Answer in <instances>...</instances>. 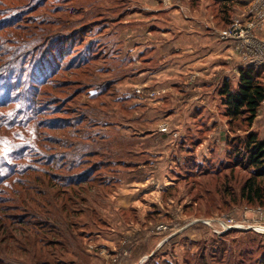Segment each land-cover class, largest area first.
I'll use <instances>...</instances> for the list:
<instances>
[{"label": "trees", "instance_id": "16d2710c", "mask_svg": "<svg viewBox=\"0 0 264 264\" xmlns=\"http://www.w3.org/2000/svg\"><path fill=\"white\" fill-rule=\"evenodd\" d=\"M0 2L2 4V0ZM95 2L88 0L86 5L79 7V11H71V16L81 17L69 18L76 21V24L71 22L74 25L70 29L62 28L61 20L55 23L56 20L51 19L50 25L60 27L45 32L48 35V49L45 52L37 50L36 56L30 55L40 58L38 63L32 64V75L36 70L40 72L39 66L43 68L45 60H48L50 77L42 81L43 86L60 73L68 76L57 82L54 89L62 94L61 104L73 107H61L60 110H53L51 115H71L75 121L74 124H65L64 118L70 117L56 116L48 122V130L53 134L48 135L47 149L37 141L31 143L33 145L29 149L22 148L32 153L41 152L33 149L37 147L45 151L42 156L19 154L17 158L0 157V170L6 169L0 173V264H89V255L79 245L80 239L92 232L91 227L101 222L93 202L112 191L121 172L136 166L138 159L135 150L129 147L125 137L119 134L118 125L114 123L117 122L115 116L121 119V124L129 116L126 101L116 96L115 82L118 76L99 78L95 83L87 80L93 77L92 64L103 63L96 71L109 72L110 66L106 60L111 55V49L117 50L109 35L121 25L120 19L125 13L127 1L118 0L111 5H98ZM211 2L216 15L220 18L227 16L228 19L231 0ZM57 12L58 9L53 13ZM94 12L98 18L93 17ZM88 14L92 17L85 19ZM32 75L28 78H32ZM32 86L35 87V84L32 83ZM72 87L75 89L71 90ZM91 89H95V92L89 94ZM70 91L71 94L68 93ZM86 92L95 101L94 105L78 102ZM218 92L229 131L239 130L238 126L250 127L264 101V65L240 67L236 85L225 79ZM21 102L31 104L32 100L25 96ZM114 106L119 108L117 113L110 110ZM29 115L33 116L32 113ZM21 121L17 126L26 131L27 126L21 124ZM235 122L236 127L233 124ZM15 126L14 121H9L5 130L10 131ZM2 127L4 125L0 124V129ZM61 129L66 130L65 135L57 137L54 131ZM201 131L203 138L208 131L207 126L204 128L201 125L198 133ZM191 137L192 133H189L186 140L188 144L192 143L187 145L189 151L185 171L180 174V180L190 186L188 193L195 192V188L197 190L193 182L197 178L200 186L210 185L212 188L215 186V190L221 189L223 206H228L230 201L264 205V138H260L254 131H247L242 138L230 139L227 135L225 154L217 167L213 168L212 158L207 160L206 165L209 166L195 171L193 162V166L187 162L198 142L191 141ZM52 144L59 145L60 151ZM104 169L108 175L101 173ZM191 173H194L193 177ZM197 199L199 197L191 203L195 204ZM184 210L190 212L192 205H185ZM254 242H246L249 249L245 252L249 254L256 250L257 263L264 264V243L256 242L254 245ZM212 250L209 257L216 261H219L217 255L225 261L226 254H231L225 247L217 248L214 245ZM66 255L72 257L68 262L65 261ZM204 258V252L200 253L199 260ZM148 264L155 263L149 261Z\"/></svg>", "mask_w": 264, "mask_h": 264}, {"label": "crops", "instance_id": "0c3cea01", "mask_svg": "<svg viewBox=\"0 0 264 264\" xmlns=\"http://www.w3.org/2000/svg\"><path fill=\"white\" fill-rule=\"evenodd\" d=\"M231 2L234 4L226 19L227 16L220 18L216 15L211 0H129L126 7L129 11L121 16L120 28L109 35L115 42L117 53L106 60L110 66L106 76H118L116 96L126 101L129 113L119 125L118 132L135 150L138 159L134 168L120 173L112 191L93 202L101 222L95 226V231H98L91 232L89 238L94 236L97 242L104 240L113 245L115 243L107 238L108 235L100 231L106 229L108 234L115 231L119 234L118 247L107 252L113 255L111 260L116 259L112 264H130L128 260L133 256L136 244H145L144 238L150 226L165 219L166 214L161 215L159 205L168 201L175 204L179 193H169L175 186H181L180 174L185 171L184 162L189 151L186 139L189 133L196 131L197 118L206 115L209 120L208 131L200 145L197 143L194 147L196 161L201 163L204 157V160L212 159L213 153L219 154L226 148V137L230 131L227 118L222 114L218 92L223 80L228 79L236 85L240 67L264 65V0ZM238 16L243 23H253V40L248 51H242L244 49L239 48L238 41L219 36ZM136 88H140L142 93L135 91ZM152 90L158 93L150 97L149 91ZM110 110L117 113L119 108L114 106ZM138 112L143 117L156 114L155 122L158 123L151 125L158 127L160 122H167L174 133L163 132L165 135H156L147 142L134 128L124 130ZM177 115L186 120L180 123L175 118ZM261 117L264 115H256L254 127L264 128ZM163 161L169 164V169L166 172L168 178L163 175L165 181L159 185V201L139 205L137 188H146L141 189L137 200H144L142 192L146 193L147 200L148 188L153 187H146L147 178H142L141 172L146 173L144 170L149 169L153 162ZM152 172L159 182L160 172ZM186 204L183 201L176 203V209L180 207L184 216H187L183 210ZM106 208L117 212L121 224L111 223L104 215ZM123 251L124 256H121ZM146 253H149L148 249Z\"/></svg>", "mask_w": 264, "mask_h": 264}, {"label": "rangeland", "instance_id": "374dc122", "mask_svg": "<svg viewBox=\"0 0 264 264\" xmlns=\"http://www.w3.org/2000/svg\"><path fill=\"white\" fill-rule=\"evenodd\" d=\"M65 1L66 0H2V4L0 2V124L4 125V127L0 129V157L4 159L10 158L11 156L17 158V155L19 154L24 156L31 155L34 157L42 156V154L44 155L45 151L38 149L37 147L33 149L40 150L41 152L32 153L27 149H29L30 145H33L31 143H34L35 141H37L40 146L45 145L46 149L48 148V135L53 134L50 130H48V122L53 121L56 116H61L63 118L70 117L64 118L66 119L64 123L74 124L75 120L71 115H51L54 113L52 112L53 110H60L61 107H73V105L61 104L63 99L62 94L58 93V89H54V87H56L57 85V82H60L62 79L68 78V76H66L64 73H60L55 78H53V80L43 86L42 81L48 80V78L50 77L48 60H45V66L43 68H40L42 67V65L39 66L38 69L39 71L41 70L40 72L37 73L36 70L33 75L30 74V69L34 68L32 64L38 63V61L40 60V58H33L34 56L31 57L30 55L32 54L36 56L37 50L45 52L48 49V35H45V32L50 28L57 29L60 27L50 25L49 23H51L52 20H56L55 23L61 20V24L63 25L62 28L70 29L74 24H76V21L69 18L71 17L72 19H75L77 17H81L71 16V11H79V7L84 4L86 5V2L88 0H68L66 4L64 3ZM125 1H127L128 7L129 0H124V2ZM113 2H118V0H111L109 2L108 0H96L95 3L98 5H111ZM233 4L234 3L231 2L230 5ZM16 6L18 7L15 9ZM57 9L58 12L53 13ZM31 10H33V12ZM98 11L99 10H96L95 12ZM124 11L126 13L127 11H129V9L127 10L126 8ZM95 12L93 14V17L98 18ZM125 13H123V15ZM55 17H61V19H54ZM91 17L92 16L88 14L84 18L88 19ZM71 22L75 23L71 24ZM125 26L126 25L121 28V31L124 30ZM119 28L120 25L117 27V29ZM113 31H115V28L113 29ZM24 46H27V48H25ZM15 50L17 51V55H15ZM115 53H117V50L111 49L110 54ZM102 64L103 63H100L99 65H91L92 70L94 65V73L93 77L87 78L88 81H92L93 83H95L96 79L99 80V78L102 79L104 77H107L106 73L96 71V68H100V65ZM22 66H25V68L21 69ZM19 69L20 75H18ZM22 73H24L23 77L21 76ZM17 75L18 77L16 78L15 76ZM29 75H32L33 79L28 78ZM12 77H14V79ZM32 83L35 84V87L32 86ZM72 89H75V87H72L71 90ZM135 91L142 93L140 91V88H136ZM93 92H95V89H91L89 91V94ZM68 93L71 94L72 92L70 91ZM25 96L27 99L31 98V104H28L27 102L25 104H22L21 99ZM55 101L60 102L55 103ZM78 102L87 104L90 103L92 105H94L95 103L94 100L90 99V96L87 92L81 95ZM21 107L23 109V112L21 110ZM29 113H32L33 116L29 115ZM258 113L259 115H264V101L259 106L257 114ZM91 114L92 113L90 112V115ZM28 115L30 117H28ZM142 117L143 116H141L140 112H138L133 120L127 125L128 127H122V129L124 128V130H130V128H134L136 133L139 136H142L143 139H146L147 142H150L156 135L162 136L161 134H163V132H170L172 134L174 133L167 122H160L158 124V127L152 126L156 123V114H149L147 115V117ZM175 118L177 119V121L180 120V123L182 122V120H186V118L179 115H177ZM262 118L263 117H261V119ZM29 119H32L30 123L28 122ZM198 119L200 120L198 121ZM115 120L117 122L114 123L119 127V125L121 124V122L119 121L121 119L115 116ZM208 120L209 117H207L206 115L197 118L195 124L196 131L193 130L194 132H191V141H198V144L202 141L203 131H201V133H198V129L201 127V125H203V127L205 128L207 126ZM9 121H14V123H16V126L10 131L5 130V125ZM20 121L21 124L23 123L27 126L26 131L17 126L20 124ZM233 124L236 127V122ZM253 124L254 121L252 122V125L250 127L238 126L239 130H234L228 133V138H242L247 131H254L260 138H264V128H257L256 126L254 127ZM93 131L95 132L96 130ZM65 132L66 130L61 129L59 131H54V134L57 135V137H62L63 135H65ZM223 137L224 135L221 134V138ZM191 143L192 142H189L188 145H191ZM52 146L57 151H60L59 149H61L59 145L52 144ZM25 147L27 149H22ZM225 149L226 148H224L222 152L219 151V154H216V152L212 154L214 158L213 168H216L219 164V160L223 158ZM154 154L157 155L156 153ZM68 155H71V152H68ZM204 159L203 162L201 161L200 163L199 161L198 163L196 161V155L193 151L191 159H189L187 162L189 166H193L194 164L195 166L193 167L195 168V171H199L209 166L206 165L207 160ZM223 161H225V159ZM191 162H193V164H191ZM153 163L149 167V169L144 170L146 171V173L141 172L142 178H147L146 187H153L148 188L149 190L147 191V200L146 193L142 192L141 195H143L144 197V200L140 198L142 201L140 199L137 200L139 196L138 193L141 191V189L146 190V188H137L138 192H136V201L139 205L151 203L154 201L158 202L159 185H162L165 181L164 176L166 177V179L168 178L167 171L169 169V164H166L165 162ZM198 165L200 169L198 168ZM1 171H6V169L0 170V173ZM152 171H156V173L160 172L161 177L159 182H157L156 176ZM101 173L103 175L109 174L105 169L102 170ZM191 174H193V177L194 173ZM150 179H153L154 182L151 183ZM193 182H195V184L197 185V190L195 188V192L193 191L191 192V194L188 193V189L190 187L189 184L185 181H181V186H175L173 188V191L169 193L170 195H177V193H179L175 204L168 203V201L166 204H161V206L159 205V211L161 215L166 214L165 219L150 226L147 232V236L144 238L145 244H143V242H139V244H136L137 248L128 262L130 264H148L149 261H152L155 264H258V252L256 250H253V252L246 254L245 251L249 249V246L246 245V242L252 243L253 241H255L253 243L254 245L256 244V242L264 243V231L262 232L258 230L259 228H264V205L262 206L258 204H247L242 201H230V203H227L228 206H223L222 198L220 196L221 189L215 190V186L214 188H212L210 185L200 186L199 180L197 178ZM36 187L39 188L38 185H36ZM197 197H199V199H197V202H195V204H192L191 201ZM182 201L184 204L187 203L186 205H192V210L190 212H186L183 208L187 216H184L180 213V207L179 209H176V203L179 204V202ZM104 215H107L109 217L112 224H121L117 212L113 211L112 208H106L104 211ZM204 218L213 221L212 227L209 225L207 226L201 222V219ZM228 219H233L234 223L243 226V228L232 227L225 231H221V233L219 234L213 232L214 228L218 230L221 229V225L219 223H223ZM115 227L117 228V225ZM91 230L93 233L98 231V229L95 231V227H91ZM100 232L102 234H107V238L111 239L115 244L111 245L110 243H106L104 240L99 241L98 239L97 242L94 240V236L89 238L91 234H87L85 235V238L80 239V248L82 249L83 247L84 252H86L90 258L92 257V259L89 260V264H91V260L93 262L92 264L116 263V259L111 260L113 255H108L107 252L109 250L113 251V249H116L118 247V244H116V242H118L119 234L117 233V231L108 234L106 229H102ZM221 236L224 238H222ZM137 241H139V239H137ZM214 245L217 248L225 247L230 250L231 254H226L225 261L219 258L218 255L217 259L219 261L210 259V252L213 251L212 248ZM146 249L149 250V253L144 254ZM203 252L205 254V260H199V255ZM121 256H124V251L122 252ZM71 258V255H66L65 261L68 262V260H71Z\"/></svg>", "mask_w": 264, "mask_h": 264}, {"label": "built area", "instance_id": "2783aa9c", "mask_svg": "<svg viewBox=\"0 0 264 264\" xmlns=\"http://www.w3.org/2000/svg\"><path fill=\"white\" fill-rule=\"evenodd\" d=\"M244 21L241 19L240 16L238 17H234L232 19V22L230 24V26L224 30H222L219 34L221 39H233L236 42H239V48L244 49L242 51H248L250 49V46L252 45V40H253V36H252V26L253 23L252 22H246L243 23ZM244 60H247L244 56ZM256 61L261 62L262 60L257 59ZM246 64V61H245ZM244 64V65H245ZM243 67V66H242ZM156 93H158L155 90L149 91V96H153ZM164 129V128H163ZM201 222L205 225H209L212 227V220L210 219H201ZM225 222V223H224ZM223 223H219L221 225V229H213L214 233H221V231H225L229 228L232 227H241L243 228V226L241 225H237L236 223L233 222V219H228L226 221H224Z\"/></svg>", "mask_w": 264, "mask_h": 264}, {"label": "bare ground", "instance_id": "6f19581e", "mask_svg": "<svg viewBox=\"0 0 264 264\" xmlns=\"http://www.w3.org/2000/svg\"><path fill=\"white\" fill-rule=\"evenodd\" d=\"M258 230L263 232L264 231V228H259Z\"/></svg>", "mask_w": 264, "mask_h": 264}]
</instances>
